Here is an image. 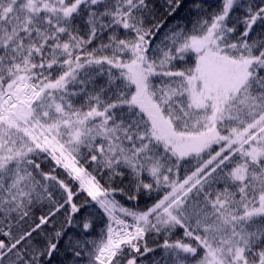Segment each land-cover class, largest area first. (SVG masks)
Returning a JSON list of instances; mask_svg holds the SVG:
<instances>
[{
	"label": "snow or ice",
	"instance_id": "snow-or-ice-1",
	"mask_svg": "<svg viewBox=\"0 0 264 264\" xmlns=\"http://www.w3.org/2000/svg\"><path fill=\"white\" fill-rule=\"evenodd\" d=\"M0 264H264V0H0Z\"/></svg>",
	"mask_w": 264,
	"mask_h": 264
}]
</instances>
